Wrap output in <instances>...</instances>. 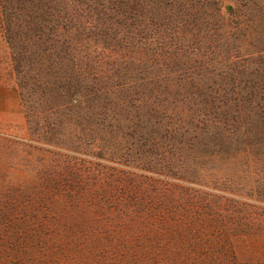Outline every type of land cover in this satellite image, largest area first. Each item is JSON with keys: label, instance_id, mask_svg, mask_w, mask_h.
Masks as SVG:
<instances>
[{"label": "trees", "instance_id": "1", "mask_svg": "<svg viewBox=\"0 0 264 264\" xmlns=\"http://www.w3.org/2000/svg\"><path fill=\"white\" fill-rule=\"evenodd\" d=\"M258 22L264 0H0L11 141L65 216L0 218V264H238L230 234L264 226Z\"/></svg>", "mask_w": 264, "mask_h": 264}, {"label": "rangeland", "instance_id": "2", "mask_svg": "<svg viewBox=\"0 0 264 264\" xmlns=\"http://www.w3.org/2000/svg\"><path fill=\"white\" fill-rule=\"evenodd\" d=\"M256 31L257 42L252 47L254 51L260 52L259 50L264 49V23L258 22ZM255 58H264V54ZM19 101L17 93H11L10 90L4 92L0 89V134H3L0 135V206H3L5 201L9 204L8 207L14 210L9 213L1 211L0 218H11L16 221L65 220L60 210H54L55 202L48 201L42 191H39V186L42 187L41 178L44 176L35 168L43 162L42 156L34 152L30 157L27 147L11 141L12 136L20 140L27 139L22 116L19 117L21 106ZM3 105L7 106L10 113H4ZM29 194L33 196V202H29L26 196ZM54 200L57 201L56 198ZM24 201L28 203L24 205ZM242 228L237 231L238 234L234 232L230 234L233 248L231 249L236 255L238 264H264V226L249 228L251 231L246 227ZM59 261L62 262L58 264L65 263L62 258ZM67 264L72 263L69 261Z\"/></svg>", "mask_w": 264, "mask_h": 264}, {"label": "crops", "instance_id": "3", "mask_svg": "<svg viewBox=\"0 0 264 264\" xmlns=\"http://www.w3.org/2000/svg\"><path fill=\"white\" fill-rule=\"evenodd\" d=\"M0 85H1L0 86V89L3 90L4 92H6V90H10L11 93L12 92L15 93V94L17 93V95H18V91H17V89L14 86H12V85H5L3 83H0ZM18 98H19V95H18ZM2 107H3L4 113H10V111L8 110V108H7L6 105H3ZM19 108H20V111H19L20 112L19 113V117H20V115H21V106Z\"/></svg>", "mask_w": 264, "mask_h": 264}]
</instances>
